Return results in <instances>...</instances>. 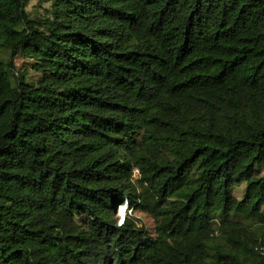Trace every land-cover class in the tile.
<instances>
[{
  "label": "trees",
  "instance_id": "trees-1",
  "mask_svg": "<svg viewBox=\"0 0 264 264\" xmlns=\"http://www.w3.org/2000/svg\"><path fill=\"white\" fill-rule=\"evenodd\" d=\"M0 264H264V0H0Z\"/></svg>",
  "mask_w": 264,
  "mask_h": 264
},
{
  "label": "rangeland",
  "instance_id": "rangeland-1",
  "mask_svg": "<svg viewBox=\"0 0 264 264\" xmlns=\"http://www.w3.org/2000/svg\"><path fill=\"white\" fill-rule=\"evenodd\" d=\"M36 2H33L32 3V6L30 7V10H33V11H40V12H43V9L42 8H37L36 6ZM42 7H45V6H42ZM25 63V61L23 59H18L16 61V64H17V68L18 67H21L23 64ZM27 65V64H25ZM118 213H119V217H120V223H122V220L125 216V208L124 207H119L118 208ZM137 216L140 217L143 221V223L150 229V230H153L154 228V224H153V220L147 216V215H144V214H138L137 213Z\"/></svg>",
  "mask_w": 264,
  "mask_h": 264
}]
</instances>
